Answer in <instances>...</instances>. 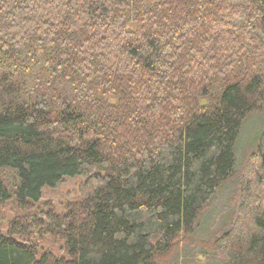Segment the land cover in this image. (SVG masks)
Wrapping results in <instances>:
<instances>
[{
    "label": "trees",
    "instance_id": "trees-1",
    "mask_svg": "<svg viewBox=\"0 0 264 264\" xmlns=\"http://www.w3.org/2000/svg\"><path fill=\"white\" fill-rule=\"evenodd\" d=\"M263 191L264 0H0V264H170L223 192L200 254L264 264Z\"/></svg>",
    "mask_w": 264,
    "mask_h": 264
},
{
    "label": "rangeland",
    "instance_id": "rangeland-1",
    "mask_svg": "<svg viewBox=\"0 0 264 264\" xmlns=\"http://www.w3.org/2000/svg\"><path fill=\"white\" fill-rule=\"evenodd\" d=\"M251 126L252 128H250ZM255 128L256 127L254 126V123H250L248 128H245L247 129L245 132L247 131L248 133H253L256 130ZM244 135L245 133H242L240 139L242 142L245 139V137H243ZM240 141L237 144V152H235L237 163L239 162L236 173L239 172L241 166L244 164V159H242L243 146L241 147L242 143H240ZM82 181L83 180L81 178H67L56 188H44L41 192L40 201L32 208L31 211L28 212V214L30 215L34 212H37L35 210L39 209L38 207L43 203L47 204L55 214H64L66 205L69 202L78 200L79 196L75 190ZM225 192H223L224 194L222 195H218L214 207L206 211L201 216V220L195 228L191 242L185 246L184 244L181 245L179 253L176 254V257L170 262V264H220L219 261H212L211 256L210 258L207 257L210 259V261H208L209 259L200 254L202 243L200 245L199 243L200 241H208L210 236L214 234V231L218 230L222 223H224L223 221L227 219V216H230L231 208L226 203L229 196H227ZM43 209H45V207H43ZM25 214L27 213L13 212L11 210L10 204H5L0 208V229L3 232L6 231L7 226L15 219L17 215ZM32 234V240L37 244L40 250L57 255L60 247L58 240L49 238L48 236H41V238L38 239L35 237L37 234H39L37 230H33Z\"/></svg>",
    "mask_w": 264,
    "mask_h": 264
}]
</instances>
